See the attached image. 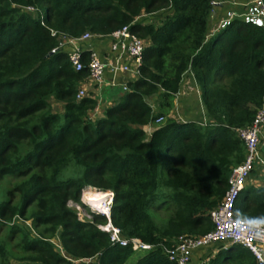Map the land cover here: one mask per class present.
<instances>
[{
  "label": "trees",
  "instance_id": "1",
  "mask_svg": "<svg viewBox=\"0 0 264 264\" xmlns=\"http://www.w3.org/2000/svg\"><path fill=\"white\" fill-rule=\"evenodd\" d=\"M212 1L0 0V178L26 179L15 189L21 205L2 203L0 217L25 218L35 206L34 229L46 227L38 238L13 225L32 253L18 264H80L74 260L96 256L100 264H176L166 250L214 230L211 212L245 160L237 130L252 126L264 109V30L237 20L208 40ZM143 15L159 24L136 22ZM129 25L147 43L141 77L92 118L97 98L77 99L88 71L76 72L66 52L51 54L58 45L52 31L109 35ZM188 72L201 87L206 125L170 117ZM251 176L261 183L248 181L236 217L264 221V178L256 170ZM91 187L114 192L112 221L124 237L154 248L133 262L132 245L114 246L98 228L105 217L80 221L67 204H80ZM171 207L165 224L150 214ZM0 256L11 264L3 245ZM195 259L258 264L237 244L199 249Z\"/></svg>",
  "mask_w": 264,
  "mask_h": 264
},
{
  "label": "built area",
  "instance_id": "2",
  "mask_svg": "<svg viewBox=\"0 0 264 264\" xmlns=\"http://www.w3.org/2000/svg\"><path fill=\"white\" fill-rule=\"evenodd\" d=\"M211 4L214 16L218 9H223L214 31L215 34L237 20L264 30V0H213ZM28 11L34 12L35 10L30 7ZM154 17V15H143L136 22L148 24ZM52 36L57 38L58 45L51 51V54L66 52L76 72H81L84 69L88 71L77 95L78 100L91 96L98 98L105 89L121 88L126 92L128 84L141 77L147 43L131 30L130 25L109 35H96L88 32L79 37H69L52 31ZM122 76L128 78L123 81L120 79ZM99 111L100 106L98 105L92 118L98 116ZM162 121L163 119L159 118L157 123ZM237 131L245 142V160L233 169L229 178V189L224 199L211 212L215 228L212 232L199 238L187 237L175 249L166 250L170 261L176 264H193L195 253L199 249L220 243L226 247L231 244L242 245L253 253L258 264H264V221H250L236 217L238 199L248 181L251 180L252 172L256 170L259 177L264 178V109L258 112L252 126ZM260 183L261 181H259ZM92 190L105 192L104 206H93L88 201L92 212L88 214L89 216L83 215V217L86 216L90 221L93 220V215L105 217L107 223L98 225V228L109 235L112 245L121 247L132 245L135 252H148L154 248L153 245L146 244L141 240L124 237L122 230L113 224L114 192H106L97 188ZM92 190L86 189L85 191ZM78 209L80 212L81 209ZM78 216L80 221L87 222L80 213ZM52 242L56 245L57 250L64 254L59 241L57 243L52 240ZM74 262L100 264L98 256L74 260ZM200 264H208V260H201Z\"/></svg>",
  "mask_w": 264,
  "mask_h": 264
},
{
  "label": "rangeland",
  "instance_id": "3",
  "mask_svg": "<svg viewBox=\"0 0 264 264\" xmlns=\"http://www.w3.org/2000/svg\"><path fill=\"white\" fill-rule=\"evenodd\" d=\"M33 15L36 17L42 18V14L40 13L39 10H35ZM211 19H212V17H211ZM159 21L160 20H158V18L155 17V18H153V20L151 22H153L155 24H159ZM188 78H189V76H188ZM188 78H187V80H188ZM193 79H195V77ZM192 82L195 83L196 79L192 80ZM186 83H187V87H188L190 81H188ZM199 90H200L199 94H197V95H193V94H195V92H192V94L189 93L188 99L184 98V99L180 100L177 98V102H175L174 111H176V109L184 111L185 114L182 115L183 118H180V116H175L174 114H172V115L170 114V117L174 118L177 121H182V120L188 121V120L192 119L191 117H188L189 112L192 109H194V111H195V114H194L195 117H198L199 115H197V114L200 112V107L204 108V105L201 101V99H202L201 87ZM123 92H125V91L122 90L121 88L107 89V93L101 95L102 98L98 97L97 98L98 105L100 106V111H99L98 115H100L101 112H102L101 115H103L105 110L108 107L112 106L117 100H119V98L122 96ZM184 100H187L185 102V104L187 106H183ZM150 103L153 104L154 106H156V104H155L156 98L150 99ZM61 107H62V104H55L54 109L57 111H60ZM155 108L157 109V107H155ZM94 112H95V110L90 111L91 117H92V114ZM209 122H211V121H208L207 123H209ZM155 127H156V125H152V126H148L146 128L149 136ZM25 180H26L25 178H16V177H8V176L4 177V178H0V205L4 202H8V203H10V205L12 207H19L22 203L21 195L18 192H15V189ZM92 189H96V188H93V187L89 188V190H92ZM106 192H112V191H106ZM92 196L94 197V195H92ZM93 197L91 199H93ZM85 198H86V196L84 195V192H83L80 204L75 203V202H68V204H67L70 209H74L77 213H80L82 215L81 217H83V215H88L89 213L92 212V207L88 204V201L91 202L90 201L91 199H89L87 201V200H84ZM91 205H93L92 202H91ZM93 206H96V205H93ZM35 208H36L35 206L30 207L28 210L29 215H27L25 218L15 217L12 220H7V218H5V217L4 218L0 217V246L3 245L5 247L6 251L8 252L9 260H10L11 264H18L20 262H23L25 258L32 256V253H29L25 250V245L23 242L22 234L21 233L14 234L15 233L14 231H16L17 229L14 228L13 225L16 223L17 225H19L23 228L27 227L31 231L32 235L35 237H38V238H39V234L44 233V230L46 229V227H44V226L40 227L38 229L39 231L37 229L36 230L34 229L33 221L30 218V213L32 211H35ZM78 208L81 209L80 212H79ZM172 210H173V208L171 207V208H168V210L163 209V210H159V211H152L150 214L154 217V219L156 220V222L159 225H162V224H165L171 218L172 213H173ZM83 219H85L86 221L89 220L86 216H84ZM53 241L58 243V239H56V238L53 239ZM143 255H144L143 252H136L135 255L133 256V262L138 261V259L140 257H142ZM2 263H3V259L0 256V264H2Z\"/></svg>",
  "mask_w": 264,
  "mask_h": 264
},
{
  "label": "crops",
  "instance_id": "4",
  "mask_svg": "<svg viewBox=\"0 0 264 264\" xmlns=\"http://www.w3.org/2000/svg\"><path fill=\"white\" fill-rule=\"evenodd\" d=\"M221 13H222V10L221 9H218L217 11H216V15L214 16H212V19L210 20V22H209V31H208V40H210L211 38H213V36H215L216 34L214 33V31H215V29H216V27H217V22H218V19H219V15H221ZM188 76H189V78H188ZM192 76V77H191ZM126 78H128L127 76H122L120 79L121 80H125ZM187 78H188V80H187ZM194 78V74L193 73H191V72H188L187 74H185V76H184V78H183V81H182V83H181V85H180V90H179V93L176 95V99H175V102H177V98L178 99H180V100H182V99H184V98H186V99H188V97H189V93L190 94H192V92H195V94H193V95H197V94H199V89H200V86H199V84L198 83H193L192 82V80H195V79H193ZM187 80V81H186ZM188 81H190V83H189V85H188V87H187V83L186 82H188ZM105 93H107V89H105L102 93H100V98H102L101 97V95L102 94H105ZM200 96V95H199ZM201 98V97H200ZM187 100H184V104H183V106H187L186 104H185V102H186ZM201 101H202V99H201ZM195 108V107H194ZM194 111V109H192L190 112H189V115H188V117H191L192 119H190V120H188V121H184V120H182V121H184V122H198L200 125H205V124H207V122L208 121H210V116H209V113H208V111L206 110V108L204 107H200V112L197 114V115H199L198 117H195V111ZM172 114H174L175 116H180V118H183L182 117V115H184L185 114V112L184 111H182V110H177L176 109V111H172L171 112V115ZM207 121V122H206ZM251 182L252 183H256L257 185L259 184V180L257 179L256 181L252 178L251 179ZM199 254V253H198ZM198 263H200V261L198 262V261H196V259H195V261L193 262V264H198Z\"/></svg>",
  "mask_w": 264,
  "mask_h": 264
},
{
  "label": "bare ground",
  "instance_id": "5",
  "mask_svg": "<svg viewBox=\"0 0 264 264\" xmlns=\"http://www.w3.org/2000/svg\"><path fill=\"white\" fill-rule=\"evenodd\" d=\"M89 194L90 195H94L93 199L90 200L93 203V205H96V206L102 205V206H104V200H105V197H106L105 192H94L92 190V191L86 192L85 196H88Z\"/></svg>",
  "mask_w": 264,
  "mask_h": 264
}]
</instances>
